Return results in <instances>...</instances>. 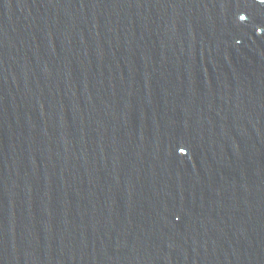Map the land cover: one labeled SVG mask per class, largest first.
<instances>
[{
  "label": "water",
  "instance_id": "water-1",
  "mask_svg": "<svg viewBox=\"0 0 264 264\" xmlns=\"http://www.w3.org/2000/svg\"><path fill=\"white\" fill-rule=\"evenodd\" d=\"M0 264H264V0H0Z\"/></svg>",
  "mask_w": 264,
  "mask_h": 264
}]
</instances>
